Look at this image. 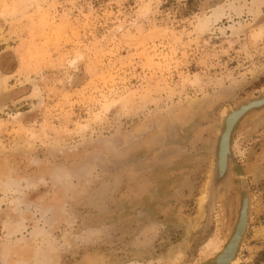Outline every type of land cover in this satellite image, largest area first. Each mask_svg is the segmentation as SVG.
<instances>
[{
    "label": "rangeland",
    "instance_id": "obj_1",
    "mask_svg": "<svg viewBox=\"0 0 264 264\" xmlns=\"http://www.w3.org/2000/svg\"><path fill=\"white\" fill-rule=\"evenodd\" d=\"M262 96L264 0H0V264H264Z\"/></svg>",
    "mask_w": 264,
    "mask_h": 264
},
{
    "label": "water",
    "instance_id": "obj_2",
    "mask_svg": "<svg viewBox=\"0 0 264 264\" xmlns=\"http://www.w3.org/2000/svg\"><path fill=\"white\" fill-rule=\"evenodd\" d=\"M264 107V96L258 99L248 100L241 103L230 113L227 114L218 138L216 149L214 184L220 185L225 180L228 173L231 158V143L233 134L242 119L253 111L260 110ZM224 159V160H223ZM222 163V164H221ZM243 198L240 209V216L235 230L223 251L218 254L212 264H232L235 261L242 238L245 234L248 223L249 199L242 183Z\"/></svg>",
    "mask_w": 264,
    "mask_h": 264
},
{
    "label": "bare ground",
    "instance_id": "obj_3",
    "mask_svg": "<svg viewBox=\"0 0 264 264\" xmlns=\"http://www.w3.org/2000/svg\"><path fill=\"white\" fill-rule=\"evenodd\" d=\"M172 149H167V150H164L162 153H160V154H158L157 156V160L159 161V160H165V159H167V157H170V156H172L173 154H175L174 153V150L175 149H173V151H171ZM224 160V159H223ZM222 164V163H221ZM192 225V224H191ZM181 252H182V250H181ZM180 253V252H179ZM177 255V254H176ZM176 255H174V253H172V256H176ZM180 256V255H179ZM170 259V258H169ZM148 264H151V261L148 263Z\"/></svg>",
    "mask_w": 264,
    "mask_h": 264
}]
</instances>
